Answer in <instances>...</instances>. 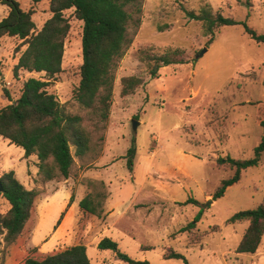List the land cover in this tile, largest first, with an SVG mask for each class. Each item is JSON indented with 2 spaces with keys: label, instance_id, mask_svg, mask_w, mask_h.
Here are the masks:
<instances>
[{
  "label": "rangeland",
  "instance_id": "374dc122",
  "mask_svg": "<svg viewBox=\"0 0 264 264\" xmlns=\"http://www.w3.org/2000/svg\"><path fill=\"white\" fill-rule=\"evenodd\" d=\"M17 1L22 10L34 11L36 32L40 31L51 17V0ZM204 9L239 24L215 29L211 40L213 35L207 25L185 12L199 14ZM8 11L7 6L0 4V22ZM64 16L71 30L65 41L62 72L55 77L26 71L14 76L26 46L18 38H1L0 109L10 103L5 91L17 100L25 81L35 78L48 82V92L70 113L86 116L74 99L83 64L84 23L75 17L74 10ZM246 26L264 35V0H145L141 27L116 70L109 121L99 133L104 135L103 151L108 144L115 154L114 173L106 176L108 181L120 184L113 192L114 204L120 200L135 203L112 221L89 216L86 224L91 238L84 243L89 247L91 264H126L112 250L97 247L105 238L117 242L120 252L133 260L150 264H186L181 259H167L171 252L181 254L189 264L249 261L250 255L236 253L249 223L228 221L241 211L264 204V153L258 165L245 170L238 183L213 200L223 181L235 174V169L224 161L252 159L264 137V43L253 40ZM164 55L185 64L161 67L158 78L153 79L155 58ZM126 77L140 78L144 84L134 94L123 96L121 80ZM132 120L140 122L136 134ZM133 140L137 155L131 173L126 155ZM9 151L15 155V162L25 157L21 148L1 143L0 177L5 166L9 168L1 163H6ZM72 151L75 153L74 147ZM103 151L85 163L76 159L72 177L58 181L74 186V197L65 187L35 188L41 193L25 228L34 232L33 243L31 232L26 233L8 250L0 252V264L45 259L47 256L32 245L41 247L64 219L65 232H72L81 193L109 197ZM24 178L28 179L26 174ZM38 184L46 183L35 179L36 187ZM190 200L195 202L188 203ZM0 207L5 213L10 204L1 197ZM150 211L154 215L146 219L144 215ZM199 214L201 220L195 224ZM75 240L58 248L70 246ZM260 249L264 250V237Z\"/></svg>",
  "mask_w": 264,
  "mask_h": 264
},
{
  "label": "trees",
  "instance_id": "16d2710c",
  "mask_svg": "<svg viewBox=\"0 0 264 264\" xmlns=\"http://www.w3.org/2000/svg\"><path fill=\"white\" fill-rule=\"evenodd\" d=\"M33 1L37 3L43 0ZM144 3L145 0H51V17L36 32L34 11L22 10L17 0H0V4L9 9L8 15L0 22V46L1 38L5 36L18 38L22 41V46H26L14 68V76L19 71L45 73L49 78L60 74L65 41L71 30L64 13L74 10L75 17L84 23L83 64L74 99L84 109L86 116L70 113L65 104H61L55 95L48 92L49 83L35 78L25 81L17 100H13L8 91H5L10 103L0 109V137L23 149L25 158L37 157L38 174L43 183L70 179L76 159L85 163L102 153L104 135L99 133L106 129L110 118L116 70L141 27ZM185 12L191 19L203 21L207 25L208 32L213 35L211 40L215 38V29L239 24L232 18H224L222 14H214L208 9L199 14L187 10ZM246 31L257 43H264V35L248 26ZM155 61L156 66L151 70L153 79L158 78L161 67L185 64L174 61L169 55L156 57ZM121 82L123 96L134 94L144 84L137 77H126ZM262 126L264 127V122ZM73 147L75 153L72 151ZM263 153L264 137L252 159L224 161L235 169V174L223 181L213 200L221 198L229 187L238 183L245 170L258 165ZM136 155L133 140L126 155L127 167L131 173ZM0 180L3 185L0 198L10 204L5 213L0 207L1 252L8 250L21 237L31 218L35 200L41 192L27 189L14 171L4 173ZM105 199V194L91 193L81 201L80 207L93 216L101 217ZM191 202L195 201L190 200L188 203ZM200 220L201 214L195 224ZM242 222H248L249 225L236 253L255 254L264 237V204L254 210L241 211L228 221L230 224ZM195 224H191V227ZM98 248L112 250L126 264H150L148 261H135L120 252L118 243L109 238L103 239ZM166 258L181 259L189 264L184 256L175 252L166 255ZM25 264H91V260L87 248L76 245L41 261L28 258Z\"/></svg>",
  "mask_w": 264,
  "mask_h": 264
},
{
  "label": "crops",
  "instance_id": "0c3cea01",
  "mask_svg": "<svg viewBox=\"0 0 264 264\" xmlns=\"http://www.w3.org/2000/svg\"><path fill=\"white\" fill-rule=\"evenodd\" d=\"M1 143H9L10 142L7 139H4L3 137H0V144ZM11 145V144H10ZM15 146V145H13ZM23 150V149H22ZM24 151V150H23ZM114 152L113 150L109 149L108 144L105 146V150L103 151V156L101 157V159L105 156V185L108 189V193H109V197L107 199H105V203L103 205V213L101 217L98 218H102L106 221H112L113 219L116 218V214L117 215H123V213L121 212L122 210H124V208H126L127 206H129V208L133 205V203H135V201L131 200L129 202L120 200L119 204L116 205L114 204V199H113V192L117 191L120 188V184L115 185L113 182L108 181L109 178H107L106 176H110L112 173H114L113 171V167L116 164V162H114V160H112V158L114 157ZM155 154L152 155V157ZM8 159L5 163V161H2V164H7L9 166V168L7 166H5V168L2 170L3 173H8L10 171H14L18 177V179L21 181V183L24 184V186L28 189H46V190H58L60 188H67L68 191L71 193H73V197H74V192H75V187L74 186H66V183H68V181L65 182H57V181H52V182H48L46 184H38L39 186L36 187L35 185V179H39L40 177L38 176V172H39V168L37 166L38 164V159L36 156H31L29 158H20L19 162H15V155L13 154L12 151H9L8 154ZM5 157V156H4ZM3 166V165H2ZM112 172V173H111ZM24 174L27 175V178H24ZM30 182H32L30 184ZM82 187V186H80ZM87 196V195H86ZM83 196V194L81 193V196H79V198H77V196L75 198L78 199V201L76 202V205L79 207L76 214H74L73 220H74V225H73V229L71 233H66L64 230V222L65 219L59 224V226L56 228V230L54 231V233L43 242V244L41 245V247H34L32 245L33 249H38V251L40 250L41 255L44 256H51L54 255L56 253H59L61 251L66 250L67 248L76 246V245H84L87 248V252L89 250V247L87 245V243H84V240L86 238H91V232L90 230H88V224H86V222H88L89 216H93L92 214L86 212L85 210H83L80 207V203L81 201L86 197ZM147 199V198H146ZM76 199H74L75 201ZM145 200V199H143ZM143 200H140L139 203H144L142 202ZM74 203V202H73ZM147 205V204H144ZM156 210V206L154 208V211ZM8 211V210H7ZM33 213H34V208L32 210V214H31V218L33 217ZM156 214V213H155ZM154 215V212L150 211L149 214L144 215L145 218H149L151 216ZM97 217V216H96ZM85 219V222H83V220ZM29 220V221H30ZM29 223V222H28ZM27 223V225H28ZM26 225V227H27ZM25 227V228H26ZM31 232V233H30ZM26 233H30L31 235V242L33 243L32 239L34 238V232L32 230H24L23 234L21 235V237H23ZM20 237V238H21ZM19 238V239H20ZM75 238H78V240H75ZM71 239V241L75 240V243L73 242L72 245L70 246H64L62 249H59L58 247L61 246L62 243H69V240ZM263 240V239H262ZM70 241V242H71ZM101 241L98 242V244ZM98 247V245H97ZM261 247V245H260ZM259 247L257 253L255 254H248L249 256V261L246 264H264V250H261ZM142 249H147L145 247H142Z\"/></svg>",
  "mask_w": 264,
  "mask_h": 264
},
{
  "label": "water",
  "instance_id": "95a60500",
  "mask_svg": "<svg viewBox=\"0 0 264 264\" xmlns=\"http://www.w3.org/2000/svg\"><path fill=\"white\" fill-rule=\"evenodd\" d=\"M140 126V122L137 120H132V130L133 132L136 134L137 133V129ZM3 192V185L2 182L0 180V194ZM209 203H213L212 201H210Z\"/></svg>",
  "mask_w": 264,
  "mask_h": 264
}]
</instances>
